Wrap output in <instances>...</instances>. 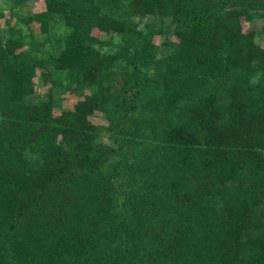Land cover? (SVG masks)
Masks as SVG:
<instances>
[{
  "label": "trees",
  "instance_id": "trees-1",
  "mask_svg": "<svg viewBox=\"0 0 264 264\" xmlns=\"http://www.w3.org/2000/svg\"><path fill=\"white\" fill-rule=\"evenodd\" d=\"M4 2L0 264H264V0Z\"/></svg>",
  "mask_w": 264,
  "mask_h": 264
},
{
  "label": "rangeland",
  "instance_id": "rangeland-1",
  "mask_svg": "<svg viewBox=\"0 0 264 264\" xmlns=\"http://www.w3.org/2000/svg\"><path fill=\"white\" fill-rule=\"evenodd\" d=\"M0 9L2 10V11H5L6 13H8V14H10V12H11V8H10V6H9V3L7 4V3H5L4 2V0L0 3ZM37 10H40V7L38 6L37 8H35V9H33V11H37ZM12 13V12H11ZM13 13H16L14 16V20L11 22V26L13 27V28H17V29H22L23 30V32L24 31H26V29H25V27H24V25H23V23L21 22V21H19L18 20V18H17V12L16 11H14ZM11 15V14H10ZM256 27H258L257 25L254 27V29L256 28ZM245 31H248V28H245L244 29ZM57 32H58V34L59 33H62L63 31L61 30V29H59L58 28V30H56ZM27 33L29 32L28 30L26 31ZM71 104L72 103H69L68 104V106H71Z\"/></svg>",
  "mask_w": 264,
  "mask_h": 264
}]
</instances>
